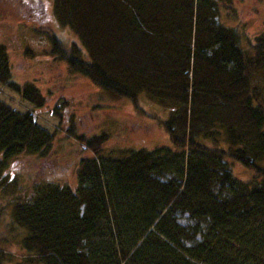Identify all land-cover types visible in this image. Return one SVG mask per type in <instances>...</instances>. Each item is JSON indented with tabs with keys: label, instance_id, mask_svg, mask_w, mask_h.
Listing matches in <instances>:
<instances>
[{
	"label": "trees",
	"instance_id": "trees-1",
	"mask_svg": "<svg viewBox=\"0 0 264 264\" xmlns=\"http://www.w3.org/2000/svg\"><path fill=\"white\" fill-rule=\"evenodd\" d=\"M218 6L52 0L81 44L51 36L52 51L114 96L143 91L169 106L170 144L109 155L105 134L75 133L92 152L78 160L76 185L38 181L12 201L22 251L11 258L0 247V264H264V30L241 47ZM0 84L34 106L45 101L33 81L13 78L3 41ZM52 138L33 109L0 97V178L17 155L45 156ZM226 156L252 174L234 175Z\"/></svg>",
	"mask_w": 264,
	"mask_h": 264
},
{
	"label": "rangeland",
	"instance_id": "rangeland-1",
	"mask_svg": "<svg viewBox=\"0 0 264 264\" xmlns=\"http://www.w3.org/2000/svg\"><path fill=\"white\" fill-rule=\"evenodd\" d=\"M218 7L217 18L236 27L241 47L246 48L247 40L264 30V0H219ZM51 36L60 46H67L71 41L80 44L75 32L54 15L52 0H0V41L7 46L12 76L20 81H33L45 101L41 106H34L1 84L0 97L17 109H33L36 120L53 132L51 147L45 156L17 155L2 172L0 247L11 258H18L22 251L17 240L22 231L10 220L12 201L31 193L34 182L53 179L76 185L78 160L92 152L75 133L105 134L100 152L109 155L123 154L130 147L170 144L161 123L169 106L143 91L134 98L112 95L54 53ZM83 56L87 57L86 53ZM226 158L227 167L234 175L252 174L239 161ZM176 215L183 224L193 223L184 210H178ZM195 236L199 237V233Z\"/></svg>",
	"mask_w": 264,
	"mask_h": 264
}]
</instances>
